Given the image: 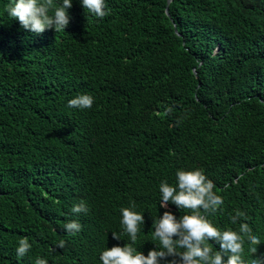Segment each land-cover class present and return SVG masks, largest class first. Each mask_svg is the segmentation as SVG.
<instances>
[{
    "label": "trees",
    "instance_id": "16d2710c",
    "mask_svg": "<svg viewBox=\"0 0 264 264\" xmlns=\"http://www.w3.org/2000/svg\"><path fill=\"white\" fill-rule=\"evenodd\" d=\"M6 3L0 264H101L105 247L129 242L120 208L130 204L145 216L138 250L159 247V183L174 184L178 168L202 169L223 197L208 218L238 232L229 219L242 213L264 252V0H107L102 19L73 0L65 30L39 34ZM83 92L93 106L70 107ZM80 201L88 211L73 213ZM72 219L75 234L64 229ZM23 237L32 247L21 258Z\"/></svg>",
    "mask_w": 264,
    "mask_h": 264
},
{
    "label": "clouds",
    "instance_id": "9594fccd",
    "mask_svg": "<svg viewBox=\"0 0 264 264\" xmlns=\"http://www.w3.org/2000/svg\"><path fill=\"white\" fill-rule=\"evenodd\" d=\"M96 18L109 14L107 0H79ZM73 0H7L4 11L19 25L33 33H43L46 29L65 30L70 22L69 9ZM95 97L79 93L67 103L72 108L88 109L93 106ZM235 182V181H234ZM213 181L200 168H178L175 183L167 180L159 183V206L165 209L152 223V238L158 240L159 247L150 248L145 254L138 250L136 241L145 223L143 212L135 210V205L120 208V223L129 242L105 247L99 254L101 264H245V242L252 254L249 264H264V252H258L261 237L253 234L242 213L230 217L233 226L239 223V230H222L207 216L216 212L223 203V197L214 189ZM169 202L177 209H188V213L177 216L168 210ZM73 213H86V202L80 201L72 206ZM244 221L243 223H240ZM82 228L77 219L64 224L68 233L75 234ZM112 237L121 239V233L112 232ZM214 241L218 248L213 250L208 241ZM32 245L27 237L19 239L16 246L18 257H24ZM34 264H48L44 257H37Z\"/></svg>",
    "mask_w": 264,
    "mask_h": 264
},
{
    "label": "water",
    "instance_id": "95a60500",
    "mask_svg": "<svg viewBox=\"0 0 264 264\" xmlns=\"http://www.w3.org/2000/svg\"><path fill=\"white\" fill-rule=\"evenodd\" d=\"M171 0H167V5H168V3L170 2ZM165 14L169 17V15H168V11H167V7L165 8Z\"/></svg>",
    "mask_w": 264,
    "mask_h": 264
}]
</instances>
